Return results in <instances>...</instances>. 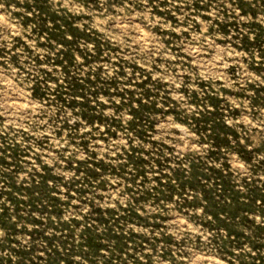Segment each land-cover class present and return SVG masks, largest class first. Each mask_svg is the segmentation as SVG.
Returning <instances> with one entry per match:
<instances>
[{"label":"rangeland","instance_id":"rangeland-1","mask_svg":"<svg viewBox=\"0 0 264 264\" xmlns=\"http://www.w3.org/2000/svg\"><path fill=\"white\" fill-rule=\"evenodd\" d=\"M0 264H264V0H0Z\"/></svg>","mask_w":264,"mask_h":264},{"label":"bare ground","instance_id":"bare-ground-1","mask_svg":"<svg viewBox=\"0 0 264 264\" xmlns=\"http://www.w3.org/2000/svg\"><path fill=\"white\" fill-rule=\"evenodd\" d=\"M143 31V30H142ZM142 31H139V32H142ZM144 32V31H143ZM146 32V31H145ZM142 38V37H141ZM20 104V103H19ZM15 105V104H14Z\"/></svg>","mask_w":264,"mask_h":264}]
</instances>
